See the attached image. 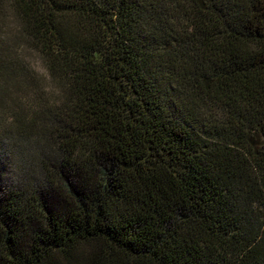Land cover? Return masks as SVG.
<instances>
[{
	"label": "trees",
	"instance_id": "obj_1",
	"mask_svg": "<svg viewBox=\"0 0 264 264\" xmlns=\"http://www.w3.org/2000/svg\"><path fill=\"white\" fill-rule=\"evenodd\" d=\"M0 264H264V0H0Z\"/></svg>",
	"mask_w": 264,
	"mask_h": 264
},
{
	"label": "rangeland",
	"instance_id": "obj_2",
	"mask_svg": "<svg viewBox=\"0 0 264 264\" xmlns=\"http://www.w3.org/2000/svg\"><path fill=\"white\" fill-rule=\"evenodd\" d=\"M27 60L31 63V65L34 67V69L41 75H45V70L43 68V65L41 64L39 58L35 55H30L28 56Z\"/></svg>",
	"mask_w": 264,
	"mask_h": 264
}]
</instances>
